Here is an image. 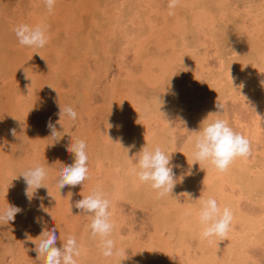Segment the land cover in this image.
Listing matches in <instances>:
<instances>
[{
	"label": "rangeland",
	"instance_id": "obj_1",
	"mask_svg": "<svg viewBox=\"0 0 264 264\" xmlns=\"http://www.w3.org/2000/svg\"><path fill=\"white\" fill-rule=\"evenodd\" d=\"M102 1L101 3H99V0H57L54 11L50 14L48 13L44 0H0V41L3 40V42L1 41L2 44L6 42L5 44L9 45L8 46L9 51H8V49L6 48L7 45L3 44L2 46L0 42V51L3 52L4 48L5 50L7 49L5 51L6 53L0 52V72L2 74L0 75V111H1L0 112V130L2 127L1 132L2 133L9 132V135H10L8 136L9 139L0 140V209H4L8 207V204H9L11 206L18 207L22 210L20 213L16 215L15 220L9 222V224L0 223V263L1 264H44V258L43 257L38 258V254L35 251V248H36L35 243L39 242L38 240H35V239L40 236L41 231H42V226H47L48 228L56 227V234L58 237L57 243H59L56 246L58 248L62 247L63 242L66 240L68 236H74L77 239L80 245V251H81L80 258L81 260L84 258L83 261L78 260V264H95V263L96 264H107L106 261H104L106 259L104 260L100 259L101 261L99 260V258H101V254H100L101 251L99 250L100 245H98L99 238L98 237L93 238L89 232L88 226L91 222V218L87 215L81 214L80 210L76 209L74 206L75 202L83 199V196L88 195V192H91L97 189L96 185H92L95 180L97 181L96 183H99L100 181H102V178L104 177V173L108 172L109 170L113 171V169L110 168L109 161L110 159L113 158L114 156L113 154H115L116 152V149H115L116 146L111 148V145H109L110 141L107 142V146L106 144H103L105 140L103 135H106L107 130L110 127V123L112 121L117 120L120 115L124 114L125 111H127V109H124L125 104L123 103V100L122 102H118V103L115 102V104L112 105L110 102V98L108 97V95L105 94L107 87L110 84H112L115 79L119 78L120 76L119 74L124 73V71H122L120 68L121 67V61H120L121 55L120 54L126 44V40H125L126 38L124 35L126 26H123L124 27L123 29L122 26L118 27L114 23L109 22L110 17L108 15H110L111 11L114 8V4L116 3L117 0H114V1L113 0H102ZM111 1H113V4ZM184 1H186L187 5L190 7L199 8L201 4L202 5L207 4L206 6L208 7L210 5V9L214 7L215 12L213 14L216 13L214 15V18L216 19L214 20V22H216L215 23L216 29H213L212 26L210 27L209 25L211 23H208L207 25H205V27L203 26L204 34L210 31L209 35L211 37L214 36V34H215V37H218L219 32L221 31L225 33L227 32V34L225 35L226 37L223 36V38H218V39H221L222 42L219 41L217 38H215L214 40H211L210 37L206 38L203 35L199 36L198 38V36L196 37L195 34L190 33L189 30H187L186 28H184L183 31L181 32L180 30H178L177 17H178V14L182 6H184L183 4ZM184 1L179 0V3L177 5V8L179 9L178 11L177 8L172 9V10L169 9L168 7L169 0H164V1L162 0V8H161L162 10L160 11V15L158 17V20H160L159 25L155 27V29L157 28L158 30L156 29V31H153V29H149V28L145 29L146 30L145 34L146 35L149 34L148 39L150 38V41L155 42V46L154 44H152L154 42H151L152 45L150 44L151 47L153 46L155 51L159 50L158 52H160L161 50L166 49L165 51H161L160 54H162L163 52L162 56L158 57L159 53L158 54L157 52L155 53L154 56H156L157 59L150 58V60H155L154 61L155 63L152 65L153 62L149 60L148 66L152 65L155 71H158V69L162 65L163 61L166 60V58L167 59L170 58L171 53H172L171 50L174 49L175 45L179 46L180 43L183 45L184 43L188 42L191 47L190 49L193 50V51H191L190 49H188V51L185 50L188 54L189 53L193 54L194 52L193 48H195L196 46H198L199 48L201 47L203 48V49L202 48L199 49L197 47L199 49L198 53H200V54L197 53V57L202 59L203 61V70H204L203 72L200 71L198 73L195 71V68L193 65L188 67L183 64L182 66H180L181 68L178 67L179 71H178V74L177 73L175 74L176 77H172L171 74H169L171 77L168 76V80H169L168 83L170 84V81H171V85H169L168 83L167 85H169L171 89L174 91L173 97L175 99L174 100L175 106L177 108L172 109V111L175 110L176 112L175 114L173 113L174 116L172 115V112H171V113H168L166 117L167 122H165V125H166V128L170 130L166 129L164 131L165 133L164 134L165 135L164 136L165 137L164 150L166 153L169 154L170 157H172L171 158L172 163H175V165H179V166L180 164L184 163V162H181L179 158L180 157L179 149H181L182 147L181 144H185L186 137L190 136L191 135L190 132L192 131V127L190 126L189 123H187L184 120V118L186 117V115L190 117V114H192L193 110L198 106L199 104L198 102H200L204 98L206 99L207 98L206 95H209L213 92L214 89H212V87H214L215 85V83L213 82V77H214L213 74L215 75L218 74L217 69H218V63L220 61L219 60L220 57H218V55L220 54L219 56H224V57L226 55V58L230 60L231 58L236 57L235 55L242 56V54H244L243 52H245V50L243 47H246L247 45L250 44V42H248V39H246V35L249 34L247 32L248 31L247 29L249 28L251 24L249 22H251L252 21L251 19H253V18L248 19L249 17L247 13H249V10L251 9V7L252 9L250 12L256 11V8H257L256 4L258 5V2L263 1V0H254V1L253 0H241V1L240 0H230L228 2V5H226L227 3L224 4L225 8H227V11L226 9L224 10L227 13L229 12L227 16L224 15L221 8H217L215 6L212 0H195V1L191 0L192 3L190 0H184ZM207 1L209 3H207ZM210 1H212L213 4ZM101 6L102 8L103 7L105 8L102 9ZM238 6L240 8H238ZM108 8H110L111 11L107 10ZM245 10L248 12L246 13ZM170 11L172 14H170ZM240 12L242 13V15H240L241 14ZM121 14L124 19V17L126 16H124L123 12ZM252 16L253 15H251V17ZM27 19L30 20L31 24L28 23ZM123 19H121V24H123L122 22H124ZM229 19L232 23H230ZM25 20L26 22H24ZM19 24H29L31 26H35V25L46 26L47 31L51 37L50 43H48V45L42 49H29L25 46H21L14 32L15 27ZM100 24L104 28H102ZM110 24H113L115 26L114 28L115 36L112 37L113 39H109L108 37L109 36L108 30L110 27L108 26L106 27V25H110ZM161 24L163 27L161 26ZM96 26L98 27L97 29L98 31L95 29L97 28ZM128 26L130 28L129 24ZM172 26H173V30H171ZM208 28L213 29V30H209ZM119 29H122V30H119ZM116 31L120 34V36L118 33H116ZM158 31L160 32L161 37L159 36ZM231 31L233 32L231 33ZM244 31L247 33L245 34ZM84 32L87 35L83 37L82 34H84ZM175 32H179V33H175ZM80 33L82 34L80 35ZM152 33L155 34V37ZM229 33L231 34L230 36H229ZM176 34H178V36ZM185 34L187 36L186 39H185ZM93 35L95 36L92 39L90 36H93ZM180 35L181 37H179ZM86 36L89 41L87 40ZM191 36L192 37L195 36L193 37L195 41L192 40L193 38ZM76 37L79 40L80 46L77 45L78 41H77V44L74 43V41L76 42V39H77ZM98 37H99L100 43L98 42ZM94 38L96 39L95 40L96 42H94ZM103 38H105L109 43H113L114 41L113 45L111 44L110 53H108L109 58L107 60L103 58L102 51H100L101 48L103 47V44L106 43V40ZM82 40H83V43H82ZM170 40L172 42H170ZM173 40L176 41V43ZM243 40L245 42H243ZM253 40H254L253 43L250 44L252 46L255 45L253 47V50L258 49L259 52L262 53L264 51V31L259 36L253 37ZM86 41L88 44L86 43ZM216 41L217 43L219 42L220 45H218L219 43L217 44ZM160 42H163V43L160 44ZM15 43L18 45H15ZM72 43L73 45L76 44L75 46L78 47L77 50L76 48H74L75 49L74 51L73 49L74 46L72 45ZM156 43L158 45L157 47H156ZM173 43L175 44L173 45ZM243 43H245V46ZM59 44L61 45L59 46ZM88 45L92 46L91 47L92 49L91 48L89 49L90 51L88 50L89 48ZM170 46L172 47L170 48ZM178 46H177L178 50H181L180 47ZM156 48L158 50H156ZM85 49H87L86 52H85ZM14 50L16 51L14 52ZM54 50L56 51L54 52ZM79 51H82V54L79 53ZM185 51H184V54H185ZM215 51H217L216 54H215ZM239 51H241V53ZM167 52H169L170 56L169 55L166 56V54H168ZM259 52L256 51V54H257L256 56L255 52L252 51V55H254L255 58L256 57L259 58L261 56L259 60L258 58H256L257 60H255L254 56L253 58L256 62L261 61L262 64L264 65V62L262 61L264 55L261 53L260 55ZM202 53H204L203 54L204 56L202 55ZM213 53L215 54V56ZM38 54L41 55L47 62L41 59V57ZM14 55L18 58L16 59ZM52 55L53 57H50ZM191 57L192 55L188 56V60L190 59L191 61L193 59ZM4 61H5L4 63L5 65L3 66ZM145 64H147V62H145L144 65ZM185 68L187 72H185ZM183 71L185 72V74ZM81 75L86 78L85 79L86 81L82 79ZM139 78L140 77L136 78L138 82H144V85H147L144 79L141 81V78L140 79ZM129 81L132 83L134 82L131 79H129ZM243 81L241 82L243 83ZM211 83L212 85H210ZM70 85H72V87ZM74 85L77 88H75ZM250 85H252L253 87ZM250 85L248 87L250 90L248 91L247 94H243V97L241 95V96H237V98L236 97L228 98L226 101L225 107H226L227 120L229 121L230 125L234 127L235 130L245 135L248 139L250 138L249 140L251 142L254 156L250 157L251 159L248 158L249 160L248 164L250 163L249 165L251 167V172L256 173L257 175V174L264 173V171L262 172V170H264V102L260 103V101H263L264 99V94L261 92L260 86H258L257 81ZM51 87L54 88L56 91H54ZM256 91H257V94L255 93ZM14 92H15V95H14ZM147 92H148V89H147ZM12 93L14 97L13 99L11 98ZM149 94L152 95L151 92H149ZM254 95L256 96L254 97ZM259 95L261 96L259 97ZM21 97L23 98V100L19 103L21 104L19 108L26 109L30 107L29 110L33 108L32 113H31L32 115L30 114V119L28 120V122H25L26 125H23L24 127L21 130L23 134L21 133L19 129L13 127V124H11L12 126L9 127L10 129L6 130L7 128L5 126V123H2L3 119L13 122V118H14L13 109L15 107L14 102L18 104V100H19L18 98H21ZM252 97L254 98V101ZM10 99H12L13 101H11ZM150 99H151V96H148L147 101L149 102L147 103V105L149 107V110L151 111V108H152L151 104L153 100L152 99L150 100ZM248 99L250 101H248ZM30 100L31 102L33 101V103H31ZM8 101L9 103H7ZM59 102L63 106L73 107V109L78 113V119L74 122L69 121V120L63 121L62 122L63 129L61 125L59 124L56 125L58 131H63V138L58 143H56V141L49 138L50 130L46 126L48 125L49 120H51L53 123L59 120V116L57 115V113L60 110L58 106ZM2 111L3 113L4 112L6 113L3 114ZM185 112H187V114ZM12 114H13V117H12ZM170 114L172 115L171 118H170ZM3 115L4 116L6 115L7 117L5 116L4 118ZM39 116H40V119L38 118ZM33 120L34 122H32ZM105 123L106 125H104ZM183 123H185V125ZM186 123H187V126H186ZM108 125L109 127L106 128V126ZM181 125H183L184 127L183 126L181 127ZM24 128H26L27 131ZM12 129H16V136H13L11 134ZM45 130L47 131V134ZM256 130L258 133L254 135ZM166 131L171 133V135L167 134L168 132L166 133ZM248 135L250 136L248 137ZM100 136H103V137L100 138ZM10 137L14 139H11ZM18 137H20V141H19L20 143L18 142L19 140ZM76 139H83L87 144V153L89 156V160H88L89 179L85 181L84 187L83 185H77L75 187L66 186L64 189L60 191V189L56 186V176L58 173V168L56 167V165H53V164L57 160L63 162L66 165H70L74 162L73 155L67 152V148ZM193 139L195 140V137ZM189 144H192V143H189ZM116 148L118 149V147ZM105 149L106 151L107 150L110 151V152L108 151L110 153V158L106 156L107 154L105 152ZM125 153L120 152V155H116L117 153L115 154L118 157L119 163H123L124 160L127 159L128 155ZM121 154L124 155L123 156L124 159H122L123 157ZM106 158H108L109 160L108 159L106 160ZM97 159L98 160L100 159L101 162H103L101 164L103 169L99 171H98V160ZM185 161L188 162L189 160L188 161L185 160ZM9 162L11 163L9 164ZM36 164H42L50 169L49 179L46 181L49 190L45 188H40L36 190V192L35 190H33V197L31 201H29V199L27 198L25 194V190L27 186H26L24 177L21 175L23 174L24 171L28 170L29 168L33 167ZM7 165L11 166L13 168V171L16 169L14 178L10 176L7 177V174L4 173L3 168L5 169ZM182 168H184V166H180L179 168L174 169L178 178L181 176L180 174H182V170H181ZM253 183L255 184V182L250 178L244 185V191L246 192H244V196H243L244 198L241 200L242 203L240 202L244 210H247V209L254 210L256 209V207H258V204H255V203H258L259 201L261 202V196H262L261 192L262 191H259L258 189H256ZM252 184L254 185L253 188H251ZM90 185L91 187H89ZM92 187L93 188L95 187V188L93 189ZM186 194H187L186 201L184 200L185 204L187 203V200H190L189 196L191 198V195H189L190 193H186ZM257 197H259V200H257L258 199ZM254 198H256L255 199L256 201L254 200ZM251 199L253 200V202L251 201ZM124 202H123L124 204L122 203V209L124 212L123 218L120 221L122 223L119 222L121 228L118 226L119 224L114 225L116 226L114 227L116 228V230L113 232V234L115 233V235H113L112 238L113 239L116 238L115 241L117 240L116 241L117 246L125 249L126 255L123 257H118V258H110L111 262L109 264H155L156 262L160 264L162 263L163 264H178L180 262L178 260H180L179 257L181 258L180 252L182 250V248L180 247L181 237L179 234H180V231L182 232V230H185V229H182L184 225L179 223L177 224L173 233L170 231L169 232L166 231L164 233V239L170 244V246L172 245L170 247L172 252H169V250L166 249L165 241L164 242L157 241L155 242V244H152L149 246L150 248H148L146 251L147 255H145L146 257L143 258L144 257L143 250L146 248L144 244L147 243V241L150 239V236L153 233L152 231H154L152 226L154 223L153 222L154 217L155 215H157V210L155 209L154 210L155 212L153 211L151 213L152 208L151 210L150 209L148 210V209H145L143 206H137L131 203V200H127ZM41 203L43 204L44 209H47V211L41 210L40 208ZM235 203L236 202H234V204ZM234 204L232 203L231 205L234 206ZM231 205L228 204L227 207L228 206L233 207ZM184 207H187V206H184ZM70 209L72 211H70ZM28 214H29V217H28ZM84 216L86 217L85 220H84ZM151 217H153V219ZM38 219H39V223L37 222ZM262 219L264 221V218H260L258 220H262ZM174 234H176V236ZM29 236L32 237L33 239L30 240L28 238ZM191 236L188 237V240L186 242L187 243L189 241L190 242L184 245V249L189 250L190 261L193 264H198L195 262L199 260V256H197L199 255L197 251L198 250L197 242L199 240L196 237V234L195 235L193 234ZM169 238H171L173 241L172 240L169 241L170 240ZM84 239H85V242L83 241ZM89 241H91V244ZM82 242L85 244V246L83 245ZM97 247L99 249H97ZM262 250L261 251L253 250L255 251L254 252L255 255L257 254V252H259L260 256H258L259 254H257L256 256L254 255L255 260L252 259L251 264H264V253H260L262 252ZM94 253H95V256H94ZM162 258H164V261Z\"/></svg>",
	"mask_w": 264,
	"mask_h": 264
},
{
	"label": "bare ground",
	"instance_id": "obj_2",
	"mask_svg": "<svg viewBox=\"0 0 264 264\" xmlns=\"http://www.w3.org/2000/svg\"><path fill=\"white\" fill-rule=\"evenodd\" d=\"M102 0H99V3H101ZM114 1V0H113ZM113 1L112 4H113ZM164 1V0H163ZM184 1V0H183ZM191 1V0H190ZM195 1V0H193ZM213 3L215 4V6L217 8H221L222 12L224 13L225 16H227V8H225L224 4L227 3L226 5H228V2L230 0H212ZM212 1H210L212 3ZM241 1V0H240ZM254 1V0H253ZM32 2V1H31ZM35 2V1H34ZM37 2V1H36ZM40 2V1H39ZM103 2V1H102ZM110 3V2H109ZM192 3V1H191ZM207 3H209L207 1ZM212 3V4H213ZM237 3V2H236ZM33 4V3H31ZM30 4V5H31ZM44 4V3H43ZM184 6H182L178 17H177V27L178 30L183 31L184 28H186L187 30H189L190 33H193L196 35V37L203 35L204 37H210L211 40H214L215 38H223V36H225L227 34V32H219L218 33V37L214 36H210L209 32H206L204 34V27L205 25H207L208 23H211L209 26L213 29L215 28V23L214 20H216L214 18L213 14L214 11V7L210 9V5L209 7L206 5H200L199 8H195V7H190L187 5L186 1H184ZM194 4V3H193ZM238 4V3H237ZM249 4V3H248ZM252 4V3H251ZM35 5V4H34ZM198 5V4H197ZM230 5V4H229ZM232 5V4H231ZM240 5V4H239ZM100 6V5H99ZM257 8L256 11L250 12L251 9L249 10V13H247L248 11L245 10V12L248 14V19H251L249 23L250 26L247 29L248 33L246 35V39H248V42H250V44L253 43V37H257L259 36L263 31H264V0L258 2V5L256 4ZM180 7V6H178ZM236 7V6H235ZM255 7V6H254ZM40 8V7H39ZM102 8V6H101ZM105 8V7H103ZM102 8V9H103ZM162 0H117L116 3L114 4V8L111 11L110 8H108L107 10H110L111 13L110 15H108L110 18L111 23H114L115 25H117L118 27H123L126 26V30L124 32L125 35V40H126V44L124 46V49L121 52V70L124 71V73L119 74V78L115 79L114 82L112 84H110L107 89H106V95H108V97L110 98V102L112 105L115 104V102H122L125 104L124 105V109H127V111H125L124 114L120 115L118 117L117 120L112 121L110 123V127L109 125L106 126L109 127V129L107 130L106 135H103L105 140L103 144H106L107 146V142L110 141L109 145H111V148H113L114 146L118 147V149L115 147L116 155H120V152H126L125 154H127V159L122 160L123 163H119L118 162V157L113 154V158L110 159V168L113 169V171L109 170L108 172L104 173V177L102 178V181H100L99 183H96L97 181L95 180L93 182L92 185H96L97 188L102 189L108 196V198L112 201V205H111V219L112 222L114 223V225L119 224V222L122 220L123 218V209H122V203L124 201L127 200H131V203L137 205V206H143L145 209H150L152 208L151 213L156 209L157 210V215H155L154 217V223H153V230L152 231V235L150 236V239L147 241V243H145V249L143 250V254L145 258L147 255L146 251L148 248H150L149 246L152 244H155V242L159 241V242H166V249L169 250V252H172L170 247V244L164 239V233L166 231H170V232H174L177 224L181 223L182 225H184V227L182 229V232L180 231V237H181V244L180 247L182 248L180 254H181V258L179 257L180 261L178 264H193L190 259H189V250L184 249V245L188 244L186 241L188 240V237L191 235H195L198 238V254L197 256H199V260H197L195 263L198 264H251L252 259L255 258V256L257 254H259V252H257V254L255 255V251L253 250H262V252L260 253H264V224H263V219L262 220H258L260 218H264V173L263 174H257L251 172V167H250V163L248 164L249 160L248 159H237L228 169V171L226 172H219L217 171L213 166L208 165L206 167L202 166V168H200V165L196 163L194 157H193V152H194V142H192V144H189L187 142H185V144H181L182 147L181 149H179L180 151V160L181 162H184L182 164H180V166H184V168H182V174L183 173H187L189 169H191V175H184L183 179L181 180V182L176 184V187L173 189V194L169 193L168 196H166L165 198H160L158 199L156 197V194L153 190L150 189L149 186L145 185V184H141L138 179L136 178V176L134 175L133 171H132V167L134 162L129 160V157L132 158L137 152H139L144 146L149 147V149L151 150L152 148H154L156 145L161 146L164 149V139H165V133L164 131L167 129L165 122H167L166 117L168 113L172 112L175 114V110L172 111V109H176L177 107L175 106V99L173 97L174 91L171 89V87L169 85H171V81L170 84L168 83V76H170L169 74L172 75V77H176L175 74H178V67L182 66L183 64L186 66H194L195 71L196 72H203V61L202 59L197 57V53L199 52V48L198 46H196L194 49L193 54L192 53H187L185 50L188 51V49H190V44L184 43L183 45L180 43V45H175L174 49H172V53L171 56L169 55V52H167L170 56V58H166L165 61H163L162 65L160 66V68L158 69V71H155L152 67V65L155 63V60H150V58L155 59L156 56L155 53L157 52V54L161 53V51H165V50H161L160 52H158L159 50L156 48H153V46L151 47L150 44L151 42L154 41H150V38L148 39V35H146V28L149 29H153V31H156L155 27H157L159 25V21L158 17L160 15V11L162 10ZM177 8V7H176ZM229 8V7H228ZM231 8V7H230ZM233 8V7H232ZM238 8H240L238 6ZM248 8V7H247ZM250 8V7H249ZM37 9V8H36ZM178 9V8H177ZM226 9V11L224 10ZM40 10V9H39ZM234 10V9H233ZM240 10V9H239ZM35 11V10H34ZM105 11V10H104ZM179 11V9H178ZM238 11V10H237ZM43 12V11H41ZM109 12V11H108ZM124 13V19L121 13ZM232 12V11H231ZM244 12V10H243ZM34 13V12H33ZM32 13V14H33ZM49 13V12H48ZM168 13V12H167ZM238 13V12H237ZM241 13V12H240ZM245 13V14H246ZM41 14V13H40ZM39 14V15H40ZM98 14V13H97ZM109 14V13H108ZM126 14V15H125ZM232 14V13H231ZM244 14V13H243ZM99 15V14H98ZM177 15V14H176ZM220 15V14H219ZM237 15V14H236ZM239 15V14H238ZM242 15V13L240 14ZM251 15H253L251 17ZM224 16V17H225ZM230 16V15H229ZM37 17V16H36ZM122 17V18H121ZM175 17V16H174ZM173 17V19H174ZM221 17V16H220ZM235 17V16H234ZM27 18V17H26ZM24 18V19H26ZM38 18V17H37ZM41 18V17H40ZM45 18V16H44ZM53 18V17H52ZM227 18V17H226ZM236 18V17H235ZM34 19V18H33ZM121 19H123L124 22H122L123 24H121ZM166 19V18H165ZM237 19V18H236ZM28 20V19H27ZM43 20V19H42ZM220 20V19H219ZM228 21V20H227ZM230 21V19H229ZM249 21V20H248ZM13 22V21H12ZM26 22V20L24 21ZM175 22V21H174ZM219 22V21H218ZM28 23H30V20H28ZM34 23V22H33ZM32 23V24H33ZM103 23V22H102ZM230 23H232L230 21ZM31 24V23H30ZM108 24V23H107ZM128 24L130 25V28L128 26ZM175 24V23H174ZM234 24V23H233ZM240 24V23H239ZM246 24V23H245ZM101 25V24H100ZM111 25V26H110ZM110 25H106V27H110L108 32H109V39H113L112 37L115 36V26L113 24ZM176 25V24H175ZM227 25V24H226ZM241 25V24H240ZM162 26V24H161ZM204 26V27H203ZM221 26V25H220ZM97 27V26H96ZM102 27V25H101ZM105 27V28H106ZM163 27V26H162ZM238 27V26H237ZM3 28V27H2ZM104 28V27H102ZM117 28V27H116ZM159 28V27H158ZM175 28V27H174ZM222 28V27H221ZM93 29V28H91ZM96 30L98 29L95 28ZM124 29V27H123ZM128 29V30H127ZM163 29V28H162ZM166 29V28H165ZM209 30H213L208 28ZM228 29V28H227ZM2 30V29H1ZM74 30V29H73ZM107 30V29H106ZM122 30V29H119ZM158 30V29H157ZM173 30V26L172 29ZM226 30V29H225ZM230 30V29H229ZM239 30V29H238ZM246 30V29H245ZM69 31V30H68ZM98 31V30H97ZM118 31V30H117ZM116 31V33H118ZM168 31V30H167ZM235 31V30H234ZM59 32V31H58ZM74 32V31H73ZM96 32V31H95ZM103 32V31H102ZM159 32V31H158ZM173 32V31H172ZM233 31H231L232 33ZM247 32L244 31V33L246 34ZM92 33V32H91ZM101 33V32H100ZM122 33V31H121ZM157 33V32H156ZM174 33V32H173ZM175 33H179V32H175ZM208 33V34H207ZM212 33V32H211ZM225 33V34H224ZM82 33H80L81 35ZM90 34V33H88ZM93 34V33H92ZM96 34V33H95ZM98 34V32H97ZM96 34V35H97ZM119 34V33H118ZM117 34V36H118ZM153 34V33H152ZM160 36V32L158 33ZM157 34V35H158ZM167 34V33H166ZM165 34V35H166ZM184 34V33H183ZM217 34V32H216ZM84 34H82V36L84 37ZM155 37V34H153ZM175 35V34H174ZM178 36V34H176ZM231 34L229 33V36ZM263 35V34H262ZM95 35L90 36L92 39ZM98 36V35H97ZM120 36V34H119ZM169 36V35H168ZM217 36V35H216ZM237 36V34H236ZM244 36V35H243ZM81 37V36H80ZM79 37V38H80ZM100 37V36H99ZM98 37V42L100 43ZM161 37V36H160ZM165 37V36H164ZM181 37V35L179 36ZM186 34H185V39H186ZM192 37V36H191ZM195 37V36H193ZM192 37V38H193ZM226 37V36H225ZM263 37V36H262ZM77 38V37H76ZM87 38V36H86ZM101 38V37H100ZM118 38V37H117ZM120 38V37H119ZM167 38V37H166ZM171 38V37H170ZM197 38V39H198ZM229 38V37H228ZM236 38V37H235ZM243 38V37H242ZM245 38V37H244ZM73 39V38H72ZM105 39V38H103ZM172 39V38H171ZM176 39V38H175ZM174 39V40H175ZM196 39V40H197ZM5 40V39H4ZM81 40V39H80ZM85 40V39H84ZM88 40V38H87ZM96 39L94 38V42ZM106 40V39H105ZM103 40V41H105ZM123 40V39H122ZM164 40V39H163ZM173 40V41H174ZM194 40V38L192 39ZM219 41H221V39H218ZM217 40V41H218ZM228 40V39H227ZM241 40V39H240ZM3 42V40H1ZM0 41V42H1ZM7 41V40H6ZM13 41V40H12ZM74 41V40H72ZM71 41V42H72ZM78 41V44H77ZM89 41V40H88ZM113 41V40H112ZM121 41V40H120ZM119 41V42H120ZM195 41V40H194ZM216 41V43H217ZM225 41V40H224ZM238 41V40H237ZM1 42V44H2ZM93 42V41H92ZM124 42V41H123ZM150 42V43H149ZM170 42H172L170 40ZM176 43V41H174ZM182 42V41H181ZM185 42V41H184ZM197 42V41H196ZM202 42V41H200ZM222 42V41H221ZM235 42V41H234ZM243 42H245L243 40ZM262 42V41H261ZM6 42H4L3 44H5ZM50 43V42H49ZM74 43H76L77 45H79V40L78 38L76 39V42L74 41ZM81 43V42H80ZM83 43V40H82ZM87 43V41H86ZM98 43V44H99ZM108 43V45H107ZM114 43V41H113ZM113 43H109L106 40V43L103 44V47L101 48L100 51H102L103 54V58L105 60H107L109 58V54L110 53V48H111V44L113 45ZM121 43V42H120ZM163 42H160V44ZM173 43V45L175 44ZM183 43V42H182ZM215 43V42H214ZM219 43V42H218ZM217 43V44H218ZM247 43V42H246ZM2 44V46H3ZM73 43L72 45L74 46V48H76V50L78 49V47H76ZM88 44V43H87ZM122 44V43H121ZM155 46V42L152 43ZM151 44V45H152ZM165 44V43H164ZM163 44V45H164ZM171 44V43H170ZM222 44V43H221ZM235 44V43H234ZM242 44V43H240ZM245 46V43H243ZM249 44V45H250ZM7 45V49H8V44ZM15 45H18L15 43ZM61 44H59L60 46ZM84 45V44H83ZM92 45V44H91ZM119 45V44H118ZM199 45V43H198ZM205 45V44H204ZM220 45V43L218 44ZM247 45L246 47H243L245 52H243L244 54H242V56H238L235 55L236 57L231 58L230 60L228 58H226L224 56H219V63H218V74H213V82L215 83L214 87H212L213 92L209 95H206L207 98L201 100L200 102H198V106L193 110L192 114H190V117L186 115V117L184 118V120L190 124V126L192 127V131H198L202 121L210 114V113H215L217 111L216 109V104L217 103H222L224 105H226V101L228 98H233L237 96H241L243 97V94H247L248 91L250 90L248 87L250 84L254 83L257 81L258 86H260V90L261 92L264 94V87L261 86V81H264V65L262 64L261 61L256 62L255 60H257L256 57L254 55H252V51L255 52L256 51L259 52V50H253L252 45ZM12 46V45H10ZM80 46V45H79ZM86 46V45H85ZM84 46V47H85ZM89 46V45H88ZM93 46V45H92ZM89 46L88 50L92 47ZM121 46V45H120ZM157 43H156V47H157ZM178 47H180L181 50H178ZM5 47V46H4ZM18 47V46H16ZM87 47V46H86ZM165 47V46H164ZM172 46H170L171 48ZM199 49H198V48ZM208 47V46H207ZM220 47V46H219ZM240 47V46H239ZM11 48V47H9ZM13 48V47H12ZM22 48V47H21ZM67 48V46H66ZM162 48V47H161ZM212 48V46H211ZM6 49V50H7ZM59 49V48H57ZM56 49V50H57ZM72 49V50H73ZM82 49V48H80ZM84 49V48H83ZM92 49V48H91ZM203 49V48H202ZM219 49V48H218ZM3 50V48H2ZM4 48V51H6ZM54 50V52L56 51ZM87 49H85L86 52ZM120 50V49H119ZM191 50V49H190ZM263 50V49H262ZM9 51V49H8ZM12 51V50H11ZM16 50H14L15 52ZM19 51V50H18ZM75 51V49H74ZM90 51V50H89ZM185 51V54H184ZM193 51V50H191ZM207 51V50H206ZM219 51V50H218ZM238 51V50H237ZM242 51V50H241ZM241 51H239L241 53ZM2 52V51H0ZM2 52V53H3ZM13 52V53H14ZM72 52V51H71ZM203 52V51H202ZM217 51H215L216 54ZM6 53V52H5ZM48 53V52H47ZM58 53V52H57ZM79 53L82 54V51H79ZM208 53V52H207ZM206 53V54H207ZM220 53V52H219ZM261 52H259L260 54ZM10 54V53H8ZM20 54V53H19ZM53 54V53H52ZM61 54V53H60ZM116 54V53H115ZM162 56V54L159 55ZM192 55L191 58H193L191 61L190 59L188 60V56ZM200 54V53H198ZM204 53H202L203 55ZM212 54V53H211ZM214 54V53H213ZM214 54V56H215ZM223 54V53H221ZM264 55V51L261 53ZM260 54V55H261ZM4 55V54H3ZM57 55V54H56ZM73 55V53H72ZM85 55V54H84ZM259 55V56H260ZM262 55V57H263ZM5 56V55H4ZM15 56V55H14ZM49 56V55H48ZM46 56V57H48ZM71 56V55H70ZM76 56V55H75ZM168 56V57H169ZM204 56V55H203ZM255 60H254V58ZM257 56V54H256ZM16 57V56H15ZM50 57H53L50 56ZM67 57V56H66ZM208 57V55H207ZM261 57V56H260ZM259 57V58H260ZM5 58V57H4ZM11 58V56H10ZM18 57H16L17 59ZM164 58V57H163ZM190 58V57H189ZM206 58V57H205ZM258 58V60H259ZM8 59V58H7ZM64 59V58H63ZM157 59V58H156ZM162 59V58H161ZM21 60V59H20ZM19 60V61H20ZM51 60V59H50ZM80 60V59H79ZM149 60L152 63V65L148 66V62ZM160 60V59H159ZM158 60V61H159ZM262 60V59H261ZM54 61V59H53ZM66 61V60H65ZM264 62V57L263 60ZM27 62V61H26ZM111 62V61H110ZM147 62V64L144 65V63ZM160 62V61H159ZM158 62V63H159ZM208 62V61H207ZM206 62V63H207ZM218 62V61H217ZM5 61L3 62V66ZM58 63V62H56ZM66 63V62H65ZM143 63V64H142ZM261 63V64H259ZM14 64V63H13ZM25 64V63H24ZM157 64V63H156ZM208 64V63H207ZM17 65V64H15ZM159 65V64H158ZM217 65V63H216ZM8 66V65H7ZM32 66V64H31ZM34 66V65H33ZM63 66V65H62ZM65 66V65H64ZM113 66V65H112ZM147 66V67H146ZM11 67V66H10ZM67 67V66H66ZM83 67V66H82ZM158 67V66H157ZM6 68V67H5ZM181 68V67H180ZM187 68V67H186ZM185 68V72L186 71ZM207 68V67H206ZM62 69V68H60ZM65 69V68H64ZM23 70V69H22ZM69 70V69H68ZM107 70V69H106ZM75 71V70H74ZM93 71V70H92ZM105 71V70H104ZM210 71V70H209ZM79 72V71H78ZM88 72V71H86ZM106 72V71H105ZM184 72V71H183ZM184 72V74H185ZM3 73V72H2ZM76 73V72H75ZM74 73V74H75ZM92 73V72H91ZM207 73V72H206ZM77 74V73H76ZM183 74V73H182ZM203 74V73H202ZM0 75L1 72H0ZM33 75V74H32ZM88 75V74H87ZM104 75V74H103ZM211 75V74H210ZM77 76V75H76ZM82 76V75H81ZM99 76V75H98ZM137 76V77H135ZM181 76V75H180ZM200 76V75H199ZM87 77V76H86ZM105 77V76H104ZM116 77V76H115ZM122 77V78H121ZM140 77L141 81L144 79L145 83H147V85H144V82H138V80H136V78ZM171 77V76H170ZM232 77V78H231ZM71 78V77H70ZM75 78V77H73ZM109 78V77H108ZM139 78V79H140ZM200 78V77H199ZM3 79V78H2ZM12 79V78H11ZM77 79V77H76ZM79 79V78H78ZM82 79L85 80L86 78L82 76ZM102 79V78H101ZM129 79L133 80L134 82H130ZM244 81H243V80ZM16 80V79H15ZM19 80V78H18ZM74 80V79H73ZM243 81V83L241 81ZM12 81V80H11ZM86 81V80H85ZM140 81V80H139ZM178 81V80H177ZM212 81V80H210ZM78 82V80H77ZM209 82V81H208ZM76 83V82H75ZM86 83V82H85ZM167 83L169 85H167ZM74 84V83H73ZM80 84V83H79ZM83 84V83H82ZM109 84V83H108ZM177 84V83H176ZM44 85V84H42ZM88 85V84H87ZM174 85V84H173ZM182 85V84H181ZM212 85V83L210 84ZM243 85V86H241ZM72 87V85H70ZM75 86V85H74ZM85 86V85H84ZM106 86V85H105ZM252 86V85H250ZM257 86V85H256ZM9 87V86H8ZM253 87V86H252ZM4 88V87H3ZM7 88V87H6ZM26 88V87H25ZM46 88V87H45ZM75 88H77L75 86ZM180 88V87H179ZM178 88V89H179ZM251 88V87H250ZM74 89V87H73ZM148 89V92H147ZM211 89V90H212ZM73 91V90H71ZM181 91V90H180ZM253 91V90H252ZM149 92L152 93V95L149 94ZM260 92V91H259ZM258 92V93H259ZM177 93V92H176ZM175 93V94H176ZM192 93V92H191ZM190 93V94H191ZM257 94V91L255 92ZM254 93V94H255ZM178 94V93H177ZM185 94V92H184ZM252 94V93H251ZM250 94V96H251ZM15 95V92H14ZM262 95V94H261ZM259 95V97L261 96ZM12 96V97H11ZM12 99L13 97V93L11 94ZM151 96V99L153 100L152 102V108L151 111L149 110V107L147 105V103L149 101H147V97ZM194 96V95H193ZM219 96V98H218ZM249 96V97H250ZM253 96V95H252ZM256 95H254L255 97ZM188 97V96H187ZM253 98V97H252ZM12 99H10L11 101H13ZM19 99V100H18ZM16 100H18V104L15 103V107L13 109L14 111V118H13V122L7 121L6 119H3L2 123H5L6 126V130L10 129L9 127L12 126L11 124H13V127L19 129L20 131L23 129V125H26L25 122H28V120L30 119V114L32 113V110H29V108H19L21 104H19L23 98H18ZM29 99V98H28ZM150 99V100H151ZM235 99V98H234ZM233 99V100H234ZM245 99V97H244ZM15 100V101H16ZM178 100V99H177ZM231 100V99H230ZM237 100V99H236ZM10 101V102H11ZM248 101H250L248 99ZM254 101V98H253ZM260 101V100H259ZM258 101V102H259ZM31 102V100H30ZM264 102L263 101H260ZM9 103V101L7 102ZM12 103V102H11ZM33 103V101L31 102ZM122 103V104H123ZM185 103V102H184ZM247 103V102H246ZM29 104V103H28ZM6 105V104H5ZM30 105V104H29ZM184 105V104H183ZM228 105V104H227ZM238 105V104H237ZM26 106V105H25ZM31 106V105H30ZM43 106V105H42ZM261 106V105H260ZM46 107V106H45ZM44 107V108H45ZM237 107V106H236ZM259 107V106H258ZM42 108V107H41ZM47 108V107H46ZM193 108V107H191ZM229 109V108H228ZM260 109V108H259ZM262 109V108H261ZM184 110V109H183ZM46 111V110H45ZM44 111V112H45ZM186 111V110H185ZM259 111V110H258ZM1 112V111H0ZM39 112V111H38ZM41 112V111H40ZM3 113V111H2ZM6 112H4L3 114H5ZM11 113V112H9ZM187 114V112H185ZM8 114V113H7ZM6 114V115H7ZM39 114V113H38ZM5 115V116H6ZM10 115V114H9ZM32 115V114H31ZM34 115V113H33ZM47 115V114H46ZM45 115V116H46ZM170 114V118L172 116ZM228 115V114H227ZM2 116V115H1ZM4 116V115H3ZM4 116V118H5ZM8 116V115H7ZM6 116V117H7ZM38 116V115H37ZM36 116V117H37ZM81 116V115H80ZM174 116V115H173ZM181 116V115H180ZM13 117V114H12ZM2 118V117H1ZM40 119V116L38 117ZM174 118V117H173ZM225 119H227V116L225 114V116L223 117ZM258 118V117H257ZM262 118V116H261ZM43 119V117H42ZM12 120V119H11ZM47 120V119H46ZM170 120V119H169ZM172 120V119H171ZM6 121V122H5ZM86 121V120H85ZM175 121V120H174ZM173 121V122H174ZM182 121V120H181ZM34 122V120L32 121ZM153 122V124H152ZM30 123V122H29ZM44 123V122H43ZM109 123V122H108ZM186 123V126H187ZM46 124V123H45ZM170 124V123H169ZM176 124V123H175ZM185 125V123H183ZM106 125V123L104 124ZM171 125V124H170ZM169 125V126H170ZM253 125V124H252ZM4 126V127H5ZM41 126V125H40ZM168 126V128H169ZM176 126V125H175ZM183 125H181L182 127ZM3 127V129H4ZM26 127V126H25ZM47 127V126H46ZM177 127V126H176ZM184 127V126H183ZM190 127V128H191ZM250 127V126H249ZM259 127V126H258ZM61 128V127H59ZM26 129V128H24ZM49 129V128H48ZM172 129V128H171ZM260 129V128H259ZM2 130V127H1ZM0 130V140H6L9 139L8 133H2ZM4 130V131H6ZM16 130V129H15ZM170 130V129H167ZM3 131V132H4ZM27 131V129H26ZM46 131V130H45ZM173 131V130H172ZM191 131V132H192ZM42 132V131H41ZM103 132V131H102ZM168 131H166L167 133ZM22 133V131H21ZM20 133V134H21ZM25 133V132H24ZM257 130L254 133L257 134ZM23 134V133H22ZM47 134V131H46ZM105 134V133H104ZM170 134L171 133H167ZM190 136L194 135L192 133H190ZM168 135V136H170ZM253 135V133H252ZM26 136V135H24ZM103 136H100L103 137ZM167 136V135H166ZM250 135H248L249 137ZM11 138V137H10ZM20 141V137H18ZM170 138V137H169ZM187 138V137H186ZM254 138V137H253ZM14 139V138H11ZM250 139V138H249ZM259 139V138H257ZM194 140V139H193ZM103 141V140H102ZM3 142V141H2ZM166 142V141H165ZM174 142V141H173ZM20 143V142H19ZM120 143V144H119ZM170 143V142H168ZM102 144V145H103ZM132 145H135V147H131ZM167 145V144H166ZM168 146V145H167ZM170 146V145H169ZM175 146V145H174ZM10 147V146H9ZM102 148V147H101ZM110 149V148H109ZM114 149V150H115ZM130 149L129 153L128 150ZM111 150V149H110ZM173 150V149H172ZM109 150L106 151V156L108 158H110V151ZM113 151V150H112ZM104 153V152H103ZM102 154V153H101ZM122 155V154H121ZM103 156V155H102ZM105 156V155H104ZM124 155H122L123 157ZM254 156V155H253ZM4 158V157H3ZM12 158V157H11ZM106 158V160L108 159ZM121 158V156H120ZM172 158V157H171ZM8 159V158H7ZM103 159V158H102ZM124 159V157L122 158ZM251 159V158H250ZM98 160V159H97ZM105 160V161H106ZM109 160V159H108ZM174 160V159H172ZM185 160H189L188 162H186ZM8 161V160H7ZM14 161V160H13ZM104 161V160H103ZM126 161V162H125ZM18 162V161H17ZM3 163V162H2ZM11 162H9L10 164ZM103 162H101V160H98V171L102 170V164ZM175 164V163H173ZM194 164V165H193ZM3 165V164H2ZM15 165V164H14ZM3 167V166H2ZM15 168V167H14ZM97 168V167H96ZM258 168V167H257ZM260 168V167H259ZM262 168V167H261ZM4 173L7 174V177H13L15 176V172L16 169L13 171V168L11 166H6V168L4 169ZM264 170H262L263 172ZM3 172V171H2ZM101 172V171H100ZM180 174V175H182ZM4 175V174H3ZM179 175V176H180ZM259 175V176H258ZM5 176V175H4ZM6 177V176H5ZM100 178V177H99ZM206 178V179H205ZM252 179L255 182V187L256 189H258L261 192V202L258 204V207H256V209H247L244 210L242 208V202L241 200L244 198V185L245 183L249 180ZM98 179V178H97ZM2 180V179H1ZM205 180V181H204ZM4 181V179H3ZM185 181V182H184ZM2 182V181H1ZM184 182V184H183ZM252 184V187H254V185ZM251 186V185H250ZM2 187V186H1ZM5 187V186H3ZM91 187V185L89 186ZM93 188V187H92ZM95 188V187H94ZM93 188V189H94ZM255 189V190H256ZM12 190V189H11ZM252 190V189H251ZM13 191V190H12ZM92 192V191H91ZM91 192H88V194H90ZM12 193V192H11ZM14 193V192H13ZM19 193V192H18ZM186 193H190L189 195H191V198L189 196L190 200H187V203L185 204L186 201V196L184 195ZM254 193V192H253ZM253 196V195H252ZM203 199H207L209 197L215 198L218 203L220 204L221 207H225L228 204L231 205L232 203L234 204V202H236L233 205V207H229L232 210L233 213V221H232V226H231V230L227 236L226 239H220V238H212L211 242H209L208 239H204L201 236V232H202V226L199 223V209L202 206L203 203V199L198 201L200 198ZM259 200V197H257ZM3 199V198H2ZM192 199V200H191ZM249 199V198H248ZM256 198H254L255 200ZM185 200V201H184ZM246 200V199H245ZM251 201L253 202V200L251 199ZM256 201V200H255ZM189 202V203H188ZM241 202V203H240ZM125 203V202H124ZM123 203V204H124ZM244 203V202H243ZM250 203V202H249ZM246 205V204H245ZM260 205V206H259ZM187 206V207H184ZM249 206V205H248ZM58 208V207H57ZM56 208V209H57ZM154 208V209H153ZM254 208V206H253ZM59 209V208H58ZM243 209V210H242ZM29 210V209H28ZM70 211H72L70 209ZM66 212V211H65ZM76 212V211H75ZM74 212V213H75ZM155 212V211H154ZM150 214V213H149ZM68 215V214H67ZM71 216V215H70ZM69 216V217H70ZM154 216V215H153ZM185 216V217H184ZM29 217V214H28ZM67 218V217H66ZM65 218V219H66ZM85 216H84V220H85ZM153 219V217H151ZM20 219V218H19ZM81 219V218H80ZM88 219V218H87ZM83 220V219H82ZM151 220V219H150ZM72 221V220H71ZM87 221V220H86ZM125 221V220H123ZM64 222V221H63ZM262 222V223H261ZM73 223V222H71ZM122 223V222H120ZM86 224V223H85ZM83 225V224H82ZM122 225V224H121ZM181 225V226H182ZM120 227V224L118 225ZM116 227V226H115ZM84 228V227H83ZM121 228V227H120ZM85 230V229H84ZM116 230V228H114V231ZM122 230V229H121ZM181 230V229H180ZM58 231V230H57ZM184 231V232H183ZM186 231V232H185ZM86 232V231H85ZM89 232H90V228H89ZM120 233V232H119ZM177 233V232H176ZM88 234V233H87ZM122 234V233H121ZM61 235V234H60ZM84 235V234H83ZM115 235V233L113 234ZM176 236V234H174ZM90 236V234H89ZM168 236V235H167ZM171 236V235H169ZM173 236V235H172ZM22 237V236H21ZM88 237V236H87ZM119 237V236H118ZM174 237V236H173ZM166 238V237H165ZM192 238V236H191ZM116 238H114L115 240ZM119 239V238H118ZM167 239V238H166ZM171 241L172 239L169 238ZM89 240V239H88ZM168 240V239H167ZM193 240V239H191ZM197 240V239H196ZM85 242V239L83 240ZM87 241V239H86ZM117 241V240H116ZM173 241V240H172ZM91 244V241H89ZM131 242V241H130ZM83 243V242H82ZM59 244V243H57ZM87 244V243H86ZM117 244V243H116ZM148 244V245H147ZM174 244V242H173ZM83 245L85 246V244L83 243ZM82 245V246H83ZM99 245V242H98ZM61 246V245H60ZM88 246V245H87ZM188 246V245H187ZM89 247V246H88ZM119 247V246H118ZM152 247V246H151ZM157 247V246H156ZM155 247V248H156ZM190 247V246H189ZM192 247V246H191ZM90 248V247H89ZM122 248V247H121ZM133 248V247H132ZM137 248V247H136ZM144 248V247H143ZM142 248V249H143ZM154 248V247H153ZM83 249V248H82ZM88 249V248H87ZM95 249V248H94ZM97 249H99L97 247ZM96 249V250H97ZM157 249V248H156ZM92 250V249H91ZM95 250V252H96ZM100 250V249H99ZM98 250V251H99ZM150 250V249H149ZM179 250V249H178ZM90 251V250H89ZM83 252V251H82ZM168 252V251H167ZM196 252V250H195ZM92 253V252H90ZM174 253V252H173ZM85 254V253H84ZM97 254V253H96ZM101 254V253H100ZM255 255V256H254ZM95 256V253H94ZM260 256V254L258 255ZM162 257V256H161ZM168 257V256H167ZM194 257V256H193ZM88 258V257H87ZM95 258V257H94ZM153 258V257H152ZM156 258V257H155ZM84 259V258H83ZM83 259L81 260V258L79 257L78 260L79 261H83ZM93 259V258H92ZM97 259V258H96ZM102 259H106L102 256L101 254V258H99V260ZM110 259V258H108ZM104 260L106 261L107 264H109L111 262L110 260ZM164 261V258H162ZM261 259V258H260ZM158 260V259H157ZM156 260V261H157ZM255 260V259H254ZM95 261V260H94ZM98 261V260H97ZM101 261V260H100ZM85 262V261H84ZM142 262V261H141ZM170 262V261H169ZM95 263V262H94ZM144 263V262H143ZM172 263V262H171ZM1 264V263H0ZM96 264V263H95ZM155 264H160V263H155ZM163 264V263H162Z\"/></svg>",
	"mask_w": 264,
	"mask_h": 264
},
{
	"label": "clouds",
	"instance_id": "obj_3",
	"mask_svg": "<svg viewBox=\"0 0 264 264\" xmlns=\"http://www.w3.org/2000/svg\"><path fill=\"white\" fill-rule=\"evenodd\" d=\"M56 2L57 0H44L50 14L54 11ZM178 3L179 0H169V9H175ZM170 14H172L171 11ZM14 32L19 44L29 49H42L48 45L51 39L47 27L41 25L19 24L15 27ZM39 56L45 60L41 55ZM261 86L264 87V81H261ZM52 89L56 91L54 88ZM58 106L60 109L57 113L59 120L55 123L49 120L47 125L50 130L49 138L56 141V143L63 138V131H58L56 125H61L63 129V121L74 122L78 119V113L73 107L63 106L60 102ZM216 109L215 113H210L202 121L198 131L190 133L195 137L193 152L195 164L198 163L200 168L211 165L217 171L223 173L228 171L237 159L252 157L253 149L250 140L235 130L227 119L223 118L226 114L225 105L217 103ZM11 134L16 136V130L12 129ZM186 142L192 143L193 136H188ZM131 147L134 148L135 145ZM127 150L129 153L130 149ZM67 152L73 155L74 162L72 164L66 165L59 160L53 164L58 168L56 186L60 191L66 186L83 185L84 187L85 181L89 179V156L86 142L83 139L74 140L67 148ZM129 160L134 161L132 171L138 181L149 186L158 199L165 198L169 193L173 194V189L183 179V176L191 175V169H189L187 173H183L178 178L174 169L180 166L173 164L169 154L159 145L150 150L146 144L132 158L129 157ZM49 175L50 169L42 164H36L23 172L21 176L24 177L27 186L25 194L29 201L33 197V190L35 192L40 188L49 190L46 183ZM202 199L201 197L198 201ZM111 205L112 201L100 188L83 196V199L75 202L74 205L76 209L80 210L81 214L91 218L88 226L90 234L93 238H99L100 251L106 259L126 255L125 249L118 247L116 241L112 238L115 226L111 219ZM40 208L47 211L42 203ZM21 211L20 208L8 204V207L0 209V223L9 224V222L15 220L16 215ZM198 216L199 223L202 226V238L208 239L209 242L212 238L222 240L227 238L233 221V213L229 207H221L215 198L209 197L203 199ZM37 222L39 223V219ZM28 238L33 239L30 236ZM57 239L56 227L42 226L40 236L35 239L39 242H34L38 258L43 257L44 264H78L81 251L77 239L74 236H68L60 248L56 246Z\"/></svg>",
	"mask_w": 264,
	"mask_h": 264
}]
</instances>
